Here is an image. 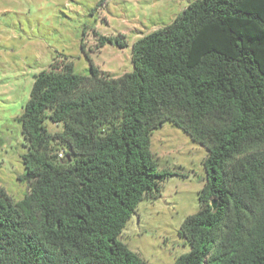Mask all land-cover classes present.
I'll list each match as a JSON object with an SVG mask.
<instances>
[{
    "label": "trees",
    "instance_id": "obj_1",
    "mask_svg": "<svg viewBox=\"0 0 264 264\" xmlns=\"http://www.w3.org/2000/svg\"><path fill=\"white\" fill-rule=\"evenodd\" d=\"M131 63L116 77L92 61L88 74L71 61L34 74L17 117L28 191L0 186V264H148L118 236L173 175L150 149L167 121L207 150L199 208L178 232L189 250L172 264H264V0H193L132 42ZM54 136L62 157L47 151Z\"/></svg>",
    "mask_w": 264,
    "mask_h": 264
},
{
    "label": "rangeland",
    "instance_id": "obj_2",
    "mask_svg": "<svg viewBox=\"0 0 264 264\" xmlns=\"http://www.w3.org/2000/svg\"><path fill=\"white\" fill-rule=\"evenodd\" d=\"M191 1L0 0V186L13 200L28 191L18 179L26 148L17 117L34 74L61 61H71L84 74L89 61L110 77L130 71L132 42L172 22ZM99 35L116 37L127 46L106 43L101 48ZM44 125L51 134L62 129L49 119ZM150 140L157 167L173 175L160 183L157 198L146 196L138 203L118 239L148 264H172L189 250L178 232L184 218L199 208L207 150L168 121L152 131ZM62 146L54 136L47 151L54 155L64 151Z\"/></svg>",
    "mask_w": 264,
    "mask_h": 264
},
{
    "label": "built area",
    "instance_id": "obj_3",
    "mask_svg": "<svg viewBox=\"0 0 264 264\" xmlns=\"http://www.w3.org/2000/svg\"><path fill=\"white\" fill-rule=\"evenodd\" d=\"M58 155H59L60 157H62V156H63V151L59 152Z\"/></svg>",
    "mask_w": 264,
    "mask_h": 264
},
{
    "label": "crops",
    "instance_id": "obj_4",
    "mask_svg": "<svg viewBox=\"0 0 264 264\" xmlns=\"http://www.w3.org/2000/svg\"><path fill=\"white\" fill-rule=\"evenodd\" d=\"M136 30H138V29H136ZM102 47H104V45H103ZM102 47H101V48H102ZM130 47H131V45H130Z\"/></svg>",
    "mask_w": 264,
    "mask_h": 264
},
{
    "label": "water",
    "instance_id": "obj_5",
    "mask_svg": "<svg viewBox=\"0 0 264 264\" xmlns=\"http://www.w3.org/2000/svg\"><path fill=\"white\" fill-rule=\"evenodd\" d=\"M212 203H213V205H215L214 201Z\"/></svg>",
    "mask_w": 264,
    "mask_h": 264
}]
</instances>
